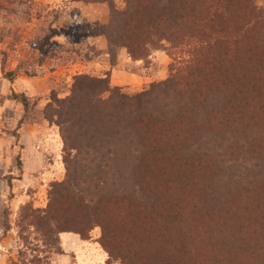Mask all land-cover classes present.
<instances>
[{"label":"rangeland","instance_id":"rangeland-1","mask_svg":"<svg viewBox=\"0 0 264 264\" xmlns=\"http://www.w3.org/2000/svg\"><path fill=\"white\" fill-rule=\"evenodd\" d=\"M114 1L117 9L125 7V0ZM253 1L264 12V0ZM111 16L108 3L0 0V264H229L211 253L212 244L200 243L174 256L175 246L166 240L155 243L162 251L163 262L156 253L146 252L123 259L128 250L136 253L140 246L146 248L140 243L141 231L144 225L146 229L156 228L149 222L153 211L138 210L136 214L129 205L111 198V190L120 194L124 186L132 188L136 176L125 175L130 182L120 190L112 189V184L101 186L100 177L87 174L95 164L83 153L89 143L72 136L80 129L74 105L69 102L74 85L83 75L108 78L112 87L133 95L168 80L174 64L187 58L176 52L172 56L167 42L149 46V56L144 60H133L126 49H117L112 57L105 35ZM219 36L233 39L239 35L231 31ZM9 73H13L14 83L9 81ZM238 75L241 78L231 75L229 88L241 87L244 93L225 106L220 128L226 132L231 126L221 148L225 146L227 160L235 163L231 172L236 171L243 179H234L232 183H239L232 186L228 178L234 203L231 208L223 205L220 225L227 220L235 223L245 213L264 207V200L258 197L260 191L246 187L254 178L259 181L258 188L264 185V94L252 85L259 82V77ZM14 92L27 96V111L13 99ZM217 92L214 100L220 102ZM248 131L254 138L247 143L244 138ZM208 161L216 166L214 160ZM195 169L186 168L187 176L198 179L199 184ZM71 176L79 182L74 186L71 181L72 187L67 184L70 196L56 212L51 209L52 200L67 192L59 186L68 183ZM55 218H59L61 229L56 227ZM104 228L121 237L109 242L113 256L101 244ZM68 229H88V239L75 233H59ZM131 231L134 237L128 235ZM62 235L70 236L62 241Z\"/></svg>","mask_w":264,"mask_h":264},{"label":"trees","instance_id":"trees-1","mask_svg":"<svg viewBox=\"0 0 264 264\" xmlns=\"http://www.w3.org/2000/svg\"><path fill=\"white\" fill-rule=\"evenodd\" d=\"M79 1L110 5L112 16L105 35L112 57L117 49H126L133 60H144L149 56V46L167 42L171 55L176 52L187 58L174 64L168 80L133 95L112 87L108 78L83 75L74 85L69 102L74 105L80 129L72 136L89 143L83 153L95 164V170L88 168L91 174H87L95 173L101 186L112 184V189L130 182L125 175L136 176L132 188L126 185L120 194L111 190V198L129 205L135 213L153 211L149 222L156 228L146 229L144 225L141 231L140 243L146 248L140 246L136 253L128 250L123 259L146 252L156 253L163 262L162 251L155 243L166 240L175 246L174 256L209 243L211 253H217L222 263L224 259L229 264H264V207L245 213L235 223L227 220L219 224L223 205L229 208L234 203L228 178L232 186L243 179L236 171L231 172L235 163L227 160L225 146L221 148L231 126L226 132L220 128V114L244 93L241 87L229 88L231 75L241 78L240 72L259 77V82L252 85L264 94V85H260L264 83V12L253 0H125L121 10L114 0ZM231 31L239 36H219ZM8 78L14 83L13 73ZM216 90L220 102L214 100ZM13 99L29 109L26 95L14 92ZM251 138L253 132L248 131L244 139L248 143ZM172 165L175 169H170ZM179 166L196 168L199 184ZM71 177L59 186L67 192L54 195L52 210L60 211L70 196L67 184L72 187L79 182ZM234 179L239 182L232 183ZM258 182L254 178L246 187L260 191L259 200H264V185L258 188ZM8 183L11 187L12 178ZM54 221L61 229L59 218ZM103 230L101 244L113 256L109 242L121 237ZM88 231L68 229L59 233H75L87 240ZM128 235L133 236L132 231ZM58 242L61 246L60 239Z\"/></svg>","mask_w":264,"mask_h":264},{"label":"crops","instance_id":"crops-1","mask_svg":"<svg viewBox=\"0 0 264 264\" xmlns=\"http://www.w3.org/2000/svg\"><path fill=\"white\" fill-rule=\"evenodd\" d=\"M70 235H62L61 237V239H62V241L65 239V237H69Z\"/></svg>","mask_w":264,"mask_h":264}]
</instances>
